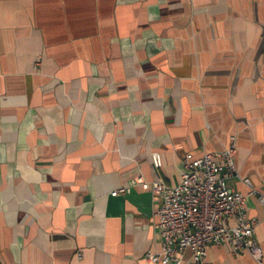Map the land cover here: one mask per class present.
I'll list each match as a JSON object with an SVG mask.
<instances>
[{"label": "crops", "instance_id": "1", "mask_svg": "<svg viewBox=\"0 0 264 264\" xmlns=\"http://www.w3.org/2000/svg\"><path fill=\"white\" fill-rule=\"evenodd\" d=\"M231 142L262 261L203 264H264V0H0V264H160L132 180Z\"/></svg>", "mask_w": 264, "mask_h": 264}, {"label": "built area", "instance_id": "2", "mask_svg": "<svg viewBox=\"0 0 264 264\" xmlns=\"http://www.w3.org/2000/svg\"><path fill=\"white\" fill-rule=\"evenodd\" d=\"M235 155L233 142L201 155L186 152L177 183L167 184L161 177L132 180V185L140 184L159 200L155 226L160 243L156 251L146 253L150 262L182 264L189 252L195 264H203L212 244H229L235 251L244 249L257 263L262 261V248L255 237L256 219L247 215L246 195L227 186V179L236 172ZM151 159L155 168L162 166L159 152H153ZM243 181L250 184L247 177ZM129 188L121 187L112 194L125 193ZM258 199L264 204V194Z\"/></svg>", "mask_w": 264, "mask_h": 264}]
</instances>
